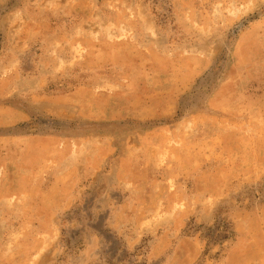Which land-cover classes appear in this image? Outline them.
I'll use <instances>...</instances> for the list:
<instances>
[{
    "label": "rangeland",
    "instance_id": "374dc122",
    "mask_svg": "<svg viewBox=\"0 0 264 264\" xmlns=\"http://www.w3.org/2000/svg\"><path fill=\"white\" fill-rule=\"evenodd\" d=\"M0 264H264V0H0Z\"/></svg>",
    "mask_w": 264,
    "mask_h": 264
}]
</instances>
